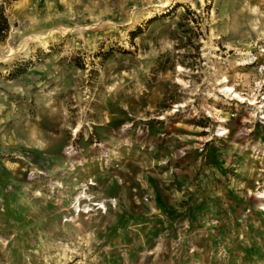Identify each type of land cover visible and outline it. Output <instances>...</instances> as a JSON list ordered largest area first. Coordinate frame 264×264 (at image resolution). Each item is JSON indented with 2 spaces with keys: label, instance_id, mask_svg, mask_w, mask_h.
I'll list each match as a JSON object with an SVG mask.
<instances>
[{
  "label": "rangeland",
  "instance_id": "374dc122",
  "mask_svg": "<svg viewBox=\"0 0 264 264\" xmlns=\"http://www.w3.org/2000/svg\"><path fill=\"white\" fill-rule=\"evenodd\" d=\"M8 15L0 264H264V0Z\"/></svg>",
  "mask_w": 264,
  "mask_h": 264
},
{
  "label": "bare ground",
  "instance_id": "6f19581e",
  "mask_svg": "<svg viewBox=\"0 0 264 264\" xmlns=\"http://www.w3.org/2000/svg\"><path fill=\"white\" fill-rule=\"evenodd\" d=\"M168 8V5L167 4H164V5H162V6H160V7H158V8H156V10L154 11L155 12V14H162V13H164L165 11H166V9ZM154 12H151V13H149V14H147L146 16H145V18H147V19H150V18H152L153 16H154ZM219 36H217V38H218ZM262 51H264V48H262ZM249 58H242V63L244 62H246V60H248ZM225 81H227V79L224 77L223 78V80L221 81V82H219L220 84L221 83H223V82H225ZM220 92H222L223 94H225V96H228V95H230L231 96V98L232 99H237V100H239L240 102H244L245 101V99H244V97L243 96H241L235 89H233L231 86H228V85H224V86H222L221 88H220ZM251 101H249V104H251V105H253V104H255V101H253V98L252 99H250ZM261 107H263V106H261ZM262 117H264V112H263V116ZM220 121H225V120H223V119H221ZM247 121H249V120H247ZM250 122H252V121H250ZM221 129V130H220ZM219 129V133L217 134V135H219V136H224V135H226L228 132H227V130H225V128H220Z\"/></svg>",
  "mask_w": 264,
  "mask_h": 264
},
{
  "label": "trees",
  "instance_id": "16d2710c",
  "mask_svg": "<svg viewBox=\"0 0 264 264\" xmlns=\"http://www.w3.org/2000/svg\"><path fill=\"white\" fill-rule=\"evenodd\" d=\"M15 1L17 0H0V43L4 42L9 35L11 22L8 9ZM132 34H134V32H132Z\"/></svg>",
  "mask_w": 264,
  "mask_h": 264
}]
</instances>
